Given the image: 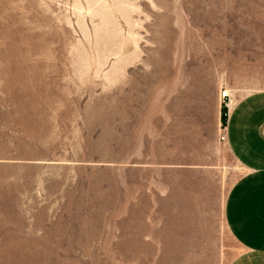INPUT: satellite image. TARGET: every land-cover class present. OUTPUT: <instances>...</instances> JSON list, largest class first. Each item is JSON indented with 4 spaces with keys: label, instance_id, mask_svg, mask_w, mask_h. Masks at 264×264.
<instances>
[{
    "label": "rangeland",
    "instance_id": "rangeland-1",
    "mask_svg": "<svg viewBox=\"0 0 264 264\" xmlns=\"http://www.w3.org/2000/svg\"><path fill=\"white\" fill-rule=\"evenodd\" d=\"M214 78L264 90V0H0V264H232L225 123L176 155Z\"/></svg>",
    "mask_w": 264,
    "mask_h": 264
},
{
    "label": "crops",
    "instance_id": "crops-1",
    "mask_svg": "<svg viewBox=\"0 0 264 264\" xmlns=\"http://www.w3.org/2000/svg\"><path fill=\"white\" fill-rule=\"evenodd\" d=\"M188 84V89L176 91V155L215 154L221 146L220 129L225 123L224 143L245 170L230 190L224 209L226 225L242 253L232 264H264V90L236 99L227 116L221 97L222 80ZM188 106V113L181 111ZM181 115L188 123V132L181 134ZM188 135V136H186ZM201 139L194 143L193 136ZM209 146L206 152L194 147ZM181 147L189 148L180 151Z\"/></svg>",
    "mask_w": 264,
    "mask_h": 264
},
{
    "label": "built area",
    "instance_id": "built-area-1",
    "mask_svg": "<svg viewBox=\"0 0 264 264\" xmlns=\"http://www.w3.org/2000/svg\"><path fill=\"white\" fill-rule=\"evenodd\" d=\"M222 99H223V105H224V109H225V116L228 115L230 109L232 108V106L234 105V101L231 97V95H229V93L227 91H223L222 92ZM221 139L223 141L226 140V136L222 135Z\"/></svg>",
    "mask_w": 264,
    "mask_h": 264
},
{
    "label": "trees",
    "instance_id": "trees-1",
    "mask_svg": "<svg viewBox=\"0 0 264 264\" xmlns=\"http://www.w3.org/2000/svg\"><path fill=\"white\" fill-rule=\"evenodd\" d=\"M224 113H225V112H224ZM223 120L225 121V114H224Z\"/></svg>",
    "mask_w": 264,
    "mask_h": 264
}]
</instances>
